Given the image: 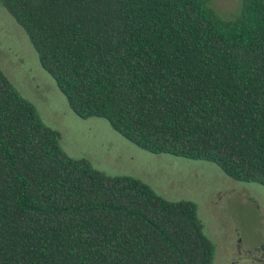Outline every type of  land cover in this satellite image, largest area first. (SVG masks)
<instances>
[{"label": "trees", "instance_id": "trees-1", "mask_svg": "<svg viewBox=\"0 0 264 264\" xmlns=\"http://www.w3.org/2000/svg\"><path fill=\"white\" fill-rule=\"evenodd\" d=\"M0 0L72 111L264 185V0ZM191 200L68 156L0 68V264H212Z\"/></svg>", "mask_w": 264, "mask_h": 264}, {"label": "rangeland", "instance_id": "rangeland-1", "mask_svg": "<svg viewBox=\"0 0 264 264\" xmlns=\"http://www.w3.org/2000/svg\"><path fill=\"white\" fill-rule=\"evenodd\" d=\"M241 4L242 0L208 1L224 19H232ZM0 68L33 104L39 119L55 130L68 156L85 158L107 175L138 178L165 199L193 201L203 231L215 245L212 264H259L264 185L235 180L209 161L151 153L115 131L105 118L77 116L1 3Z\"/></svg>", "mask_w": 264, "mask_h": 264}, {"label": "flooded vegetation", "instance_id": "flooded-vegetation-1", "mask_svg": "<svg viewBox=\"0 0 264 264\" xmlns=\"http://www.w3.org/2000/svg\"><path fill=\"white\" fill-rule=\"evenodd\" d=\"M260 252H261V258H258V263L259 264H264V259H263V255H264V245H262L260 248H259ZM233 264H235V261L233 262Z\"/></svg>", "mask_w": 264, "mask_h": 264}]
</instances>
